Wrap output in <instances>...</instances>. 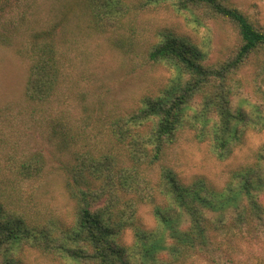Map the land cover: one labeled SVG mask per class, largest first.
<instances>
[{"label":"trees","instance_id":"1","mask_svg":"<svg viewBox=\"0 0 264 264\" xmlns=\"http://www.w3.org/2000/svg\"><path fill=\"white\" fill-rule=\"evenodd\" d=\"M168 2L179 12L196 10L203 20L232 25L237 47L217 64L170 35L150 50L148 60L168 67L173 78L157 97H143L133 113L108 122L105 138L95 146L74 151L66 172L70 220L35 216L20 195L21 184L43 175V159L0 164V264H23L18 252L24 248L66 264H186L196 257L232 264L228 258L236 241L264 243V145L221 188L205 177L186 183L163 165L183 131L194 132L225 162L251 130L264 129L260 89L262 110L255 107L251 115L235 106L242 89L239 72L252 65L257 76L264 74V30L225 0H147ZM82 5L100 34L108 31L107 15L120 13L125 4L82 0ZM53 38L51 32L35 34L25 49L30 60L25 98L41 107L61 95L66 80L64 49ZM60 139L66 148L77 145L66 133ZM145 204L153 207L155 230L142 225L139 208ZM129 231L131 245L126 244Z\"/></svg>","mask_w":264,"mask_h":264},{"label":"rangeland","instance_id":"2","mask_svg":"<svg viewBox=\"0 0 264 264\" xmlns=\"http://www.w3.org/2000/svg\"><path fill=\"white\" fill-rule=\"evenodd\" d=\"M120 1L124 7L118 14L107 15L108 31L99 34L91 28L82 0H0V164L43 159L41 178L18 187L39 218L71 219L66 172L75 161L74 151L81 153L83 146L89 145L87 150L95 146L105 138L108 122L133 113L143 97H157L169 84L172 71L148 60L150 50L165 36L196 47L208 64L224 61L238 45L232 25L203 20L196 10L179 12L171 2ZM225 1L264 30V0ZM44 32H51L55 43L64 49L66 80L61 95L41 107L25 98L30 70L25 49L27 41ZM237 79L242 89L235 106L251 115L255 107L262 110L256 93L260 89L264 94V74L257 76L249 65ZM62 133L68 134V140H77V145L66 148ZM194 136L192 131H183L163 165L173 168L186 183L205 177L217 188L224 186L232 171L251 164L264 145V129H253L232 157L221 162L207 142ZM159 170V166L155 168L154 178ZM139 217L147 230L156 229L150 204L140 206ZM132 242L129 231L126 244ZM233 250V257L228 258L232 264H264V243L236 241ZM18 254L23 264H66L26 248ZM186 264L214 263L196 257Z\"/></svg>","mask_w":264,"mask_h":264}]
</instances>
